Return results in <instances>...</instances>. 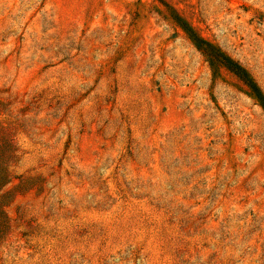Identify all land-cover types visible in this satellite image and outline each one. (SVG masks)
<instances>
[{
  "label": "rangeland",
  "instance_id": "rangeland-1",
  "mask_svg": "<svg viewBox=\"0 0 264 264\" xmlns=\"http://www.w3.org/2000/svg\"><path fill=\"white\" fill-rule=\"evenodd\" d=\"M264 0H0V264H264Z\"/></svg>",
  "mask_w": 264,
  "mask_h": 264
},
{
  "label": "trees",
  "instance_id": "trees-1",
  "mask_svg": "<svg viewBox=\"0 0 264 264\" xmlns=\"http://www.w3.org/2000/svg\"><path fill=\"white\" fill-rule=\"evenodd\" d=\"M174 19L188 34L195 47L207 57L210 65L212 67L223 66L240 78L249 88L251 95L256 98L264 109V94L250 73L241 64L225 54L219 47L199 36L185 20L176 15H174Z\"/></svg>",
  "mask_w": 264,
  "mask_h": 264
}]
</instances>
